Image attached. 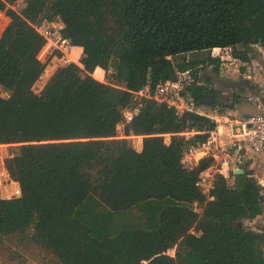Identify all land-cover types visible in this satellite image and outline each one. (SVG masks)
Wrapping results in <instances>:
<instances>
[{"label": "trees", "instance_id": "trees-1", "mask_svg": "<svg viewBox=\"0 0 264 264\" xmlns=\"http://www.w3.org/2000/svg\"><path fill=\"white\" fill-rule=\"evenodd\" d=\"M18 1L0 2L8 19L0 145L10 147L2 164L20 189L19 197L0 196V248L26 235L53 264H264V230L244 225L264 214L252 172L243 165L242 174H215L206 200L196 183L215 160L180 164L213 123L145 101L123 126L125 137H142L141 148L117 138L126 90H153L190 71L193 103L215 98L197 84V66H218L214 48L242 62L254 47L264 51V0H22L13 10ZM56 19L82 55L58 65L35 93L53 55L38 59L45 41L34 26ZM203 52L200 63L186 59ZM96 68L109 81L96 80Z\"/></svg>", "mask_w": 264, "mask_h": 264}, {"label": "built area", "instance_id": "built-area-1", "mask_svg": "<svg viewBox=\"0 0 264 264\" xmlns=\"http://www.w3.org/2000/svg\"><path fill=\"white\" fill-rule=\"evenodd\" d=\"M0 2L6 3V0H0ZM18 6L16 3L11 8L17 10ZM34 29L45 41L42 49H46L56 60L54 64L56 66L52 67V69H55L58 65L75 63L70 56L73 46L69 39L62 37L59 31L50 28L47 22L35 25ZM222 52L225 55H229L230 50L214 48L210 51V54L213 58H218L222 62L224 61ZM51 66L46 67L40 79L45 76L48 72L47 69ZM193 82L194 78L191 72L184 71L177 72L174 80H167L157 85L153 90H150L147 86L137 91L126 90L130 94V106L122 111L123 121L118 126L123 127L124 124L129 123L134 116L138 115L145 101H154L158 105H164L168 109H173L177 117L190 113L204 117L213 123L215 129L209 132L208 139L204 143L186 147L182 151L180 158L181 166L186 169L195 167L203 158L212 157L215 159V162L219 166L213 172H210L208 169L201 173L196 183L201 194L206 200H209L211 199L210 191L213 189L215 174L227 178L230 173L235 174V172L242 170L244 161L249 154H264V114L259 112L254 116L234 115L232 111H223L219 108L204 111L201 107H197L186 93L187 87ZM248 101L260 111V101L257 97L251 96L248 98ZM221 125L229 126L230 150H233L235 156L233 158L228 154H215L219 149L216 134L219 133L218 129ZM6 177L8 179L7 174ZM8 182L12 186H15L14 189L10 190L8 198L19 197L20 189L17 183L9 179Z\"/></svg>", "mask_w": 264, "mask_h": 264}, {"label": "crops", "instance_id": "crops-1", "mask_svg": "<svg viewBox=\"0 0 264 264\" xmlns=\"http://www.w3.org/2000/svg\"><path fill=\"white\" fill-rule=\"evenodd\" d=\"M4 16V26L8 22V19L5 17L4 13L0 12V19ZM3 21V20H1ZM0 21V23H1ZM3 27H1L0 24V34L3 30ZM62 26H60L59 29H61ZM257 48L258 52H255L254 50ZM74 50H76V54H80L77 58H81L82 50L78 47H73L71 49L70 56L73 61L74 57L72 54H74ZM204 53V52H203ZM198 53L196 58H193L192 61L199 63L206 58V54L204 53ZM46 49H42L40 51V54L38 55V59L42 62L44 61L48 56H50ZM224 61H220L218 58H213L210 54V58L217 60L218 66L213 64L206 63V66H203L199 64L197 66L198 73H197V84H200L202 86H206L208 89L215 92V98L213 97L212 100L214 104L210 106L209 104L207 106L201 105V109L204 111H208L214 108L221 109L222 106H225L229 109V111H232L234 115H243L239 113V108L241 106H244L246 103H248V98L251 96H255L260 101V112L264 114V51H262L259 47H254L252 49L250 59L248 62H242L238 61V59L234 58L232 59L231 63H226L231 61V55H222ZM80 60V59H79ZM56 62L54 56L50 59V62L48 64L52 65ZM238 62L239 67L237 64ZM75 63H78V61H75ZM233 66V67H231ZM54 70V69H53ZM52 70V71H53ZM101 70L99 68H96L94 75H96L97 71ZM102 71V70H101ZM103 72V71H102ZM104 74V72H103ZM103 74H97V80L102 81ZM51 75V74H50ZM49 75V76H50ZM48 76V78H49ZM47 78V79H48ZM46 79V80H47ZM241 97H240V96ZM251 105H253L251 103ZM119 126H117L118 129ZM218 132L216 134L217 140H218V146L219 149L217 152H215L216 155H222V154H228L232 158L235 157L233 150H230V136H229V126L228 125H221L218 129ZM193 133H183V137H189ZM131 137V136H130ZM136 139H140V146L137 150L141 148V137L139 136H132ZM215 160V159H214ZM253 160H257L256 164L252 163ZM245 167H247V170L252 172L255 179H257L258 183L263 187L262 189V195L264 196V172H262V169L264 171V154L263 155H252L249 154L245 161H244ZM219 165L217 162H215V165L210 168V172H213L212 170H215ZM254 168H258L261 170V173L259 174L261 179H258L257 176L254 174ZM246 225L251 226V229L253 230H264V214L261 216H258L256 219H254L251 222H245Z\"/></svg>", "mask_w": 264, "mask_h": 264}, {"label": "rangeland", "instance_id": "rangeland-1", "mask_svg": "<svg viewBox=\"0 0 264 264\" xmlns=\"http://www.w3.org/2000/svg\"><path fill=\"white\" fill-rule=\"evenodd\" d=\"M21 1L22 0H19L17 2V4L19 6L21 4ZM19 6H18V8H19ZM1 20H3V21H1ZM0 21H1V23H0L1 27H3L5 24L4 16L1 17ZM49 26L53 30L59 31L61 23L56 19L53 22H50ZM254 50H256L255 52H258L257 48H255ZM76 52L77 51L74 50V52H73L74 54H72V56L74 57L75 61L79 62L80 58L78 59L77 57L80 54L77 55ZM224 54L225 53L222 52V55H224ZM229 55H231L230 52H229ZM197 56L198 55H194V54L191 55L190 54V55L186 56V59L192 60L193 58H196ZM209 56H210V53H209ZM230 57H231V61L226 62V63L232 62V59H233L232 55ZM54 64H55V62H54ZM54 64H52V66L49 67V69H47L48 72L45 74V76L43 78L39 79L38 82L34 85V92L35 93H38L40 91V89L42 88V86L45 83L48 76L50 74H52V72L54 71L52 69V67L54 68L56 66ZM235 64L238 65L239 63L236 62ZM231 67H233V66H231ZM238 67H239V65H238ZM107 81H109V80L103 74L102 81H100V82L106 83ZM0 95L4 96L5 94L0 90ZM221 110L228 111L229 109L226 108L225 106H222ZM123 137H125L123 135V127L119 126L117 129V138L122 139ZM126 139L129 141L130 145L134 149L137 150L138 147L140 146V139H136L132 136L126 137ZM142 140L143 139H141V141ZM9 148L10 147L8 145H0V196L6 197V198H8V196H10L9 195L10 190L15 188V186H12L11 184H9L8 179L6 177V173L3 169V164H2L3 160L8 156ZM256 162H257V160H256ZM256 162H255V160H253L252 163L256 164ZM212 171H215V170H212ZM253 172H254L255 176L258 177V179H261V177L259 175L261 173V170H259L258 168H254ZM262 172H264L263 169H262ZM195 210L197 212L200 211V209L198 207H196ZM244 225L251 228V226L246 225L245 222H244ZM170 254L173 255V251H171ZM0 264H53V259H52L51 255L46 251V249L34 244V242L31 241L29 236H26V235L25 236H13L11 238L4 239V241H3V244L0 248Z\"/></svg>", "mask_w": 264, "mask_h": 264}, {"label": "water", "instance_id": "water-1", "mask_svg": "<svg viewBox=\"0 0 264 264\" xmlns=\"http://www.w3.org/2000/svg\"><path fill=\"white\" fill-rule=\"evenodd\" d=\"M208 104L210 106H212L214 104L212 98H208V99L201 101V105H203V106H207ZM259 112L260 111L257 109V107L254 105H251L250 102L246 103L244 106H241L239 108V113L246 115V116H254ZM242 173H243V170H239V171L235 172V174H242Z\"/></svg>", "mask_w": 264, "mask_h": 264}]
</instances>
